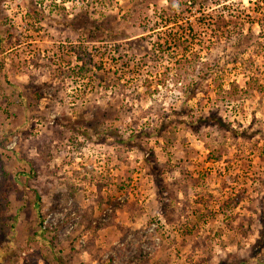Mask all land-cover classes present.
Wrapping results in <instances>:
<instances>
[{"label": "rangeland", "instance_id": "1", "mask_svg": "<svg viewBox=\"0 0 264 264\" xmlns=\"http://www.w3.org/2000/svg\"><path fill=\"white\" fill-rule=\"evenodd\" d=\"M196 2L0 0V264H264V0Z\"/></svg>", "mask_w": 264, "mask_h": 264}, {"label": "trees", "instance_id": "2", "mask_svg": "<svg viewBox=\"0 0 264 264\" xmlns=\"http://www.w3.org/2000/svg\"><path fill=\"white\" fill-rule=\"evenodd\" d=\"M193 2H196V3H202V2H205V0H192ZM176 9H178V8H176ZM177 11V10H176ZM173 19H174V17H173ZM174 21V20H173ZM183 42V41H182ZM180 44H184V43H180ZM218 123H220V119H219V122ZM40 217H39V224H41V215H39ZM85 247H87L88 248V246H85ZM148 258V257H147ZM145 259H143V260H140V261H144ZM140 264V263H139Z\"/></svg>", "mask_w": 264, "mask_h": 264}]
</instances>
